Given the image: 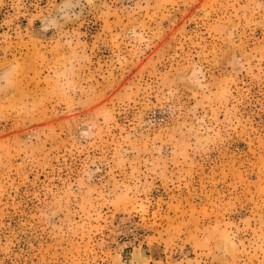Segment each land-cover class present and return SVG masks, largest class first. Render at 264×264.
I'll use <instances>...</instances> for the list:
<instances>
[{
    "label": "rangeland",
    "instance_id": "obj_1",
    "mask_svg": "<svg viewBox=\"0 0 264 264\" xmlns=\"http://www.w3.org/2000/svg\"><path fill=\"white\" fill-rule=\"evenodd\" d=\"M10 63L0 264H264V0H0Z\"/></svg>",
    "mask_w": 264,
    "mask_h": 264
},
{
    "label": "clouds",
    "instance_id": "obj_2",
    "mask_svg": "<svg viewBox=\"0 0 264 264\" xmlns=\"http://www.w3.org/2000/svg\"><path fill=\"white\" fill-rule=\"evenodd\" d=\"M63 13V8L59 9ZM78 57H73L66 65L62 66L57 73L56 87L59 94L66 98L71 97L74 90H78L79 82L73 79ZM20 66L16 63L8 64L0 70V93H10L18 83Z\"/></svg>",
    "mask_w": 264,
    "mask_h": 264
}]
</instances>
